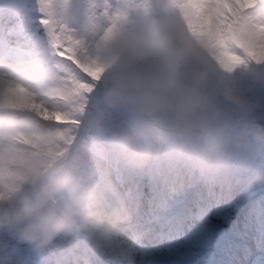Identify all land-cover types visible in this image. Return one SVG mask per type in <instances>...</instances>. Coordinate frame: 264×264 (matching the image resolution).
<instances>
[{
    "label": "clouds",
    "instance_id": "clouds-1",
    "mask_svg": "<svg viewBox=\"0 0 264 264\" xmlns=\"http://www.w3.org/2000/svg\"><path fill=\"white\" fill-rule=\"evenodd\" d=\"M32 10L39 49L0 57V264H147L264 157V0Z\"/></svg>",
    "mask_w": 264,
    "mask_h": 264
},
{
    "label": "bare ground",
    "instance_id": "bare-ground-1",
    "mask_svg": "<svg viewBox=\"0 0 264 264\" xmlns=\"http://www.w3.org/2000/svg\"><path fill=\"white\" fill-rule=\"evenodd\" d=\"M23 12H19L20 15ZM16 15L17 10L15 9L2 7L0 9V26L5 27L4 30H10L7 37L0 42V57L7 55L22 59L26 55L37 51L40 47L41 35L39 29L36 27L35 19H25L20 24L21 27H19L13 22ZM231 186L229 183L227 190L219 193L211 201V204H208L212 208L209 206L206 209L203 208L206 210L205 212L210 211L213 217L223 222L216 229L215 238L219 235L220 230H232L236 224H243V219L246 215L245 206L240 207V204L236 205L232 203L237 200L239 192L233 189L231 190ZM259 188L254 187L255 190ZM250 199H252V196ZM201 202L203 201L186 197L182 202L174 205V210L183 214L184 222L181 223L178 229H174L175 234H172V230L164 233L162 243L155 249L147 262L152 264H204L203 262H206V264H215V260H213V255L216 253L215 245L212 247L210 257H207L208 251L206 250L198 254L195 250L196 244L199 241H205L209 232L214 228L211 220H207L206 222L202 221L201 217L204 211L203 209L198 211V206L196 205ZM193 209H197V212H194ZM169 243L175 245L171 254L166 246ZM256 251L258 254L256 252H253L255 254L252 253L255 258L253 264H264V250L258 249ZM33 264H40L39 258L33 257Z\"/></svg>",
    "mask_w": 264,
    "mask_h": 264
},
{
    "label": "rangeland",
    "instance_id": "rangeland-1",
    "mask_svg": "<svg viewBox=\"0 0 264 264\" xmlns=\"http://www.w3.org/2000/svg\"><path fill=\"white\" fill-rule=\"evenodd\" d=\"M32 5L33 0H0V9L2 7L17 10V15L13 19V22L19 27H21L20 24L23 20L35 19ZM22 11L24 12L20 15ZM0 28L1 42L10 33V30H4L5 27L1 26ZM229 183L232 185L231 190L239 192L237 200L232 202L236 205H239L248 196L246 193L254 189V187H260L258 190L262 191H259L245 205L246 215L243 219V224H236L232 230H220L216 238V229L223 222L213 217L210 211H204L208 206L211 207L206 201L197 203L198 211L204 208V213L201 217L202 221L211 220L214 228L209 232L205 241H199L196 244L195 250L197 254L206 250L208 251L207 257H210L212 247L215 245L216 253L213 255L215 264H253L255 261L253 255L255 253L253 252L257 253L256 250L258 249L264 250V157H250L247 162L236 167L230 176ZM193 211L197 212V209H193ZM175 230L171 231L172 234H175ZM203 263L206 264V262ZM147 264L152 263L147 262Z\"/></svg>",
    "mask_w": 264,
    "mask_h": 264
}]
</instances>
